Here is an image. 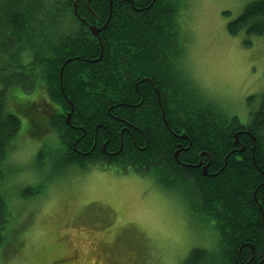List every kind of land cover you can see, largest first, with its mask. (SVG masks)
Instances as JSON below:
<instances>
[{
	"label": "trees",
	"instance_id": "1",
	"mask_svg": "<svg viewBox=\"0 0 264 264\" xmlns=\"http://www.w3.org/2000/svg\"><path fill=\"white\" fill-rule=\"evenodd\" d=\"M75 1L0 0V248L8 250L22 223L12 225L6 185L27 117L55 132L59 168L114 167L177 195L217 244L183 264H264V91L242 123L196 85L184 0H79L80 19ZM228 29L264 36V0ZM38 87L55 114L27 109L25 95Z\"/></svg>",
	"mask_w": 264,
	"mask_h": 264
},
{
	"label": "rangeland",
	"instance_id": "2",
	"mask_svg": "<svg viewBox=\"0 0 264 264\" xmlns=\"http://www.w3.org/2000/svg\"><path fill=\"white\" fill-rule=\"evenodd\" d=\"M254 1L184 0L189 74L242 123L259 108L264 91V36H232L228 24ZM36 89L25 95L27 109L55 114L45 88ZM17 101L11 98V110H19ZM23 122L6 185L12 225L22 223L8 250L1 246L0 264H183L199 250L215 252L214 233L177 195L114 167L59 168L50 125Z\"/></svg>",
	"mask_w": 264,
	"mask_h": 264
},
{
	"label": "water",
	"instance_id": "3",
	"mask_svg": "<svg viewBox=\"0 0 264 264\" xmlns=\"http://www.w3.org/2000/svg\"><path fill=\"white\" fill-rule=\"evenodd\" d=\"M78 1H79V0H76V1H75V4H74V13H76L77 17L80 19L79 15H78V13H77V5H78ZM110 1H111V0H110ZM80 21H81L83 24H86V21H84V20H80ZM90 30H91V32H92V34H93L94 36H99V31H100V30H99L97 27H93V26H91V27H90ZM61 76H62V72L60 73V80H61ZM61 84H62V80H61ZM69 118H70V115L67 116V121H69ZM235 138L238 140V135H236ZM178 153H179V152L176 153V157L178 156ZM201 165H203V164H201ZM201 165H200V166H201ZM206 170H207V167H206V166L203 167V172H205V174L207 175Z\"/></svg>",
	"mask_w": 264,
	"mask_h": 264
},
{
	"label": "flooded vegetation",
	"instance_id": "4",
	"mask_svg": "<svg viewBox=\"0 0 264 264\" xmlns=\"http://www.w3.org/2000/svg\"><path fill=\"white\" fill-rule=\"evenodd\" d=\"M68 253H69V252H68ZM74 253H75V252H74ZM93 255H95V254H90V256H93ZM85 256H86V255H84V259H85ZM92 258H93V257H92ZM86 260H87V259H86ZM94 260H95V259H94ZM70 263H73V264H74L75 262L73 261V262H70Z\"/></svg>",
	"mask_w": 264,
	"mask_h": 264
}]
</instances>
